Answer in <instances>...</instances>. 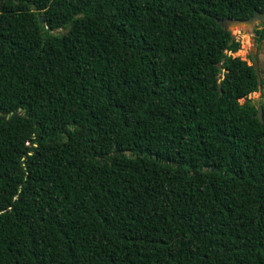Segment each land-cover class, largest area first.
<instances>
[{
    "label": "trees",
    "instance_id": "16d2710c",
    "mask_svg": "<svg viewBox=\"0 0 264 264\" xmlns=\"http://www.w3.org/2000/svg\"><path fill=\"white\" fill-rule=\"evenodd\" d=\"M255 11L0 0V264H264Z\"/></svg>",
    "mask_w": 264,
    "mask_h": 264
},
{
    "label": "rangeland",
    "instance_id": "374dc122",
    "mask_svg": "<svg viewBox=\"0 0 264 264\" xmlns=\"http://www.w3.org/2000/svg\"><path fill=\"white\" fill-rule=\"evenodd\" d=\"M260 29V24L256 23L251 28H232L229 29L235 40L240 42L239 52L233 54L235 57H240L249 65H253L259 74L261 86L254 93L248 96V99L253 103L259 101V104L264 103V40L256 43L254 30ZM250 54L254 55V62L250 59ZM243 103V100L240 101Z\"/></svg>",
    "mask_w": 264,
    "mask_h": 264
},
{
    "label": "water",
    "instance_id": "95a60500",
    "mask_svg": "<svg viewBox=\"0 0 264 264\" xmlns=\"http://www.w3.org/2000/svg\"><path fill=\"white\" fill-rule=\"evenodd\" d=\"M256 23H259L260 25H264V13L255 11L251 17L245 20L223 19L220 21V25L221 27L224 28V30H229L232 28H251ZM250 59L252 62H254L255 59L253 54H250ZM218 89L220 90V85H218ZM256 105H257V112L254 115V118L262 123L263 109L262 106L259 104V101L256 102Z\"/></svg>",
    "mask_w": 264,
    "mask_h": 264
}]
</instances>
